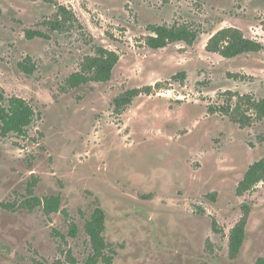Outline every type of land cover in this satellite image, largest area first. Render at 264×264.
<instances>
[{
    "label": "rangeland",
    "instance_id": "obj_1",
    "mask_svg": "<svg viewBox=\"0 0 264 264\" xmlns=\"http://www.w3.org/2000/svg\"><path fill=\"white\" fill-rule=\"evenodd\" d=\"M55 3L76 17L63 30L48 24ZM152 24L200 34L153 49ZM227 27L264 44V0H0V91L36 111L26 134L0 132V264H87L84 227L98 205L111 264H254L264 255V181L237 193L264 157V120L241 127L210 111L264 98V49L208 52ZM29 28L48 36L30 39ZM99 46L120 57L111 79L70 86ZM26 58L32 74L19 66ZM131 89L142 93L118 108ZM31 195H60V211L20 206ZM246 206L247 238L233 259L229 235Z\"/></svg>",
    "mask_w": 264,
    "mask_h": 264
},
{
    "label": "trees",
    "instance_id": "obj_2",
    "mask_svg": "<svg viewBox=\"0 0 264 264\" xmlns=\"http://www.w3.org/2000/svg\"><path fill=\"white\" fill-rule=\"evenodd\" d=\"M57 10L54 19L49 20L48 24L53 30H63V28L75 20V14L69 11L64 5L55 3ZM152 35L147 38V44L153 49L164 48L168 44L184 42L192 45L199 37V30L186 24L166 25L152 24L148 29ZM26 36L30 39L34 37H47L48 35L40 30L27 29ZM264 49V44L260 40L247 37L235 27H227L217 31L211 36L206 44L208 52L217 53L224 58H233L245 53L260 52ZM119 55L115 51L105 47H97L96 53L89 56L79 71L72 73L68 78V83L72 87L81 85L89 81L106 82L112 77L113 70L119 62ZM20 68L28 74L35 71L36 64L30 59L19 63ZM234 76H238L234 74ZM142 93L141 89H131L124 95L116 99V106L124 108L130 104L134 97ZM242 104L246 110L241 112ZM225 113L231 120L238 123L241 127L251 126L255 122L264 120V98L257 99L251 95L240 97L236 110L233 111L230 104L222 105L218 109L211 106L210 111ZM252 111V113H251ZM36 116L34 107L24 98L18 96L7 97L0 91V132L7 136L11 133L24 135L33 123ZM262 141V140H261ZM264 181V157L253 162L239 182L237 193L243 195L253 189L258 183ZM20 206L33 210L36 206H42L47 214L60 211L61 196L50 195L43 198L31 195L20 203ZM244 214L239 222L233 227L229 235V256L236 258L240 254L247 238V225L251 208L246 206ZM106 211L101 206H96L91 217L86 220L85 231L91 242L92 251L87 260V264H99L100 262L111 264L114 261L115 252L110 247L106 236ZM217 221H213L216 229ZM78 227L75 223L71 224V236H76ZM108 252H111L109 254ZM199 264H208L207 262ZM254 264H264V255L260 256Z\"/></svg>",
    "mask_w": 264,
    "mask_h": 264
}]
</instances>
